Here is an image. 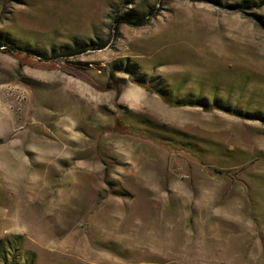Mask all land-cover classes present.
<instances>
[{
  "label": "rangeland",
  "instance_id": "rangeland-1",
  "mask_svg": "<svg viewBox=\"0 0 264 264\" xmlns=\"http://www.w3.org/2000/svg\"><path fill=\"white\" fill-rule=\"evenodd\" d=\"M0 38V264H264V0H0Z\"/></svg>",
  "mask_w": 264,
  "mask_h": 264
},
{
  "label": "trees",
  "instance_id": "trees-1",
  "mask_svg": "<svg viewBox=\"0 0 264 264\" xmlns=\"http://www.w3.org/2000/svg\"><path fill=\"white\" fill-rule=\"evenodd\" d=\"M245 6L246 5L244 3H240V4L235 5V7L238 8L239 10H243L245 8ZM151 14H152L151 12L147 13V15H151ZM117 20L118 21H116V22L118 24L119 23H125V24L132 25V26H141V25H144V24L147 23L148 18H146L145 15H141V16L126 15V16H123L120 19H117ZM105 44H106V42L100 44L99 46L103 47V46H105ZM1 47H3V48H1ZM100 47H93V48H100ZM1 49H5L6 51H12L14 54H17V55H20V56H23V57H27V54L21 52L19 50V47H17L12 42H10V41H8L6 39H3V38H0V50ZM83 50L84 49H81V48H76V49H71V50L69 49V50H65L64 54L65 55H72V54H76V53L82 52ZM113 74L114 73L111 72L110 76H113ZM138 84L144 86L147 90H149L151 92H155V93L159 94L161 96V98L169 105H173V106L198 105V106H202L206 110H210V109L216 107V108H220V109L222 108L226 112H229V113H232V114H235V115H239V116H242V117H249L246 114L240 113L238 111H234V110H232L230 108L219 107V105H217V104L206 105L205 103H203L201 101H197V102L186 101V100L177 101V100L169 98L163 92H161L159 89L151 86L148 83L139 82ZM114 121H115V126L117 128H119V129H121V132H123V131H125V132L133 131L131 126L129 124H127L126 121L123 118H116ZM155 141L156 142H161L160 139H155Z\"/></svg>",
  "mask_w": 264,
  "mask_h": 264
}]
</instances>
